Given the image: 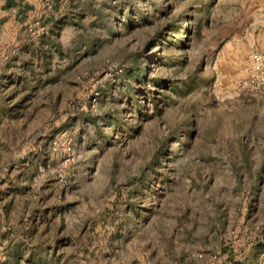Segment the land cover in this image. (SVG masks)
<instances>
[{"label": "rangeland", "instance_id": "rangeland-1", "mask_svg": "<svg viewBox=\"0 0 264 264\" xmlns=\"http://www.w3.org/2000/svg\"><path fill=\"white\" fill-rule=\"evenodd\" d=\"M263 11L63 0L1 20L0 264H264V93L243 88Z\"/></svg>", "mask_w": 264, "mask_h": 264}, {"label": "crops", "instance_id": "crops-1", "mask_svg": "<svg viewBox=\"0 0 264 264\" xmlns=\"http://www.w3.org/2000/svg\"><path fill=\"white\" fill-rule=\"evenodd\" d=\"M63 0H2L0 9V21L24 26L34 18H41L42 22L55 15V8L61 5ZM48 8V12H46ZM264 21V11L259 13ZM260 35L264 36V27L259 28ZM264 53V49H261Z\"/></svg>", "mask_w": 264, "mask_h": 264}, {"label": "built area", "instance_id": "built-area-1", "mask_svg": "<svg viewBox=\"0 0 264 264\" xmlns=\"http://www.w3.org/2000/svg\"><path fill=\"white\" fill-rule=\"evenodd\" d=\"M250 58V73L243 82V88L255 95L264 93V55L252 52Z\"/></svg>", "mask_w": 264, "mask_h": 264}]
</instances>
